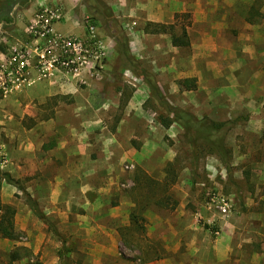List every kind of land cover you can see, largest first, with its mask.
<instances>
[{"label":"crops","instance_id":"crops-1","mask_svg":"<svg viewBox=\"0 0 264 264\" xmlns=\"http://www.w3.org/2000/svg\"><path fill=\"white\" fill-rule=\"evenodd\" d=\"M254 1L17 0L0 13V67L13 44L30 40L27 26L43 7L60 12L54 23L57 32L87 37L91 21L106 44L109 60L99 77H84L85 82H78L32 76L6 99L0 98L9 108L16 102H32L31 109L24 107L17 115L7 114L9 118L32 119L20 128L33 138V175L39 186L34 196L52 199V212L66 216V227L77 225L94 231L95 237L82 242L85 258L90 257L95 264L105 258L114 263L121 260L115 249L121 241L115 236V223L123 219L133 202L123 198L116 205L108 202L116 160L130 158L141 164L143 159H156L161 174L153 177L162 178L165 162L172 159L166 145L152 136L160 126L152 128V116L144 108L151 98L163 105L152 83L158 85L160 96L168 104L198 108L196 113L190 112L199 118L217 115L216 85L224 89L223 104L219 103L227 113L224 116L232 113L235 103L247 100L242 91L252 97L258 93L255 88L260 87L264 74V2L252 9ZM188 12L191 16L186 23L183 17ZM148 23L174 24L177 33L186 26L190 45H174L170 33L151 32ZM112 58L118 61H110ZM185 78L195 79L196 87L182 86L180 81ZM259 92L263 95V90ZM200 109L206 112L200 113ZM37 151L43 152L39 158ZM46 167H50L48 178ZM148 172L153 174L152 169ZM174 212L183 219L181 222H175L173 214L168 217L160 206L146 210V245L156 243L159 252L143 264H230L231 231L205 239L200 224L177 215L185 214L182 207ZM204 227L218 232L210 223ZM158 254L160 257L155 258Z\"/></svg>","mask_w":264,"mask_h":264},{"label":"rangeland","instance_id":"rangeland-1","mask_svg":"<svg viewBox=\"0 0 264 264\" xmlns=\"http://www.w3.org/2000/svg\"><path fill=\"white\" fill-rule=\"evenodd\" d=\"M263 2L264 0L254 1L252 9ZM184 14L183 18L187 23L191 14L190 12ZM107 59L109 60L108 52L104 63ZM114 60L116 59H110ZM95 78L97 77L89 80ZM260 79V87L255 88V92L258 93L252 97L247 96L246 91H242L247 100L235 103L232 113L226 116L223 106L219 107V103L225 97L221 94L224 89L221 85L214 86L218 110L213 119L228 122L225 131V145L231 150L228 164L223 163L216 153L208 149L201 151L188 146L186 130L179 123L174 122L170 127L163 126L159 117L168 116L170 112L168 113L165 106L154 98L144 103V108L152 116L150 121L153 124L152 128L160 126L158 130L155 129L152 136L155 141H160V145H166L172 159L165 162V175L162 178L153 177L161 174L156 159L150 161L143 159L141 164L130 158L116 160L112 198L108 202L116 205L123 198L133 204L127 208L123 219L115 223L117 228L115 236L121 240L115 249L117 248L120 253L121 260L114 263L112 259L105 258L100 264H143L139 244L136 248L126 245L122 241L121 231L130 225V213L135 206L134 198L145 200L144 196L149 189H152L150 196L159 194L164 201L163 204H158L150 197L152 202L148 208L160 206L165 209L167 216L171 217L172 214L176 216L174 211L177 207H182L185 214L177 215H185V221L193 220L200 224L202 238L214 239L225 231H231L233 250L230 264H264V74ZM261 90L263 95L259 92ZM7 94L2 95L1 100L6 99ZM93 105L97 106L98 102L94 101ZM24 107L31 109L32 102L23 104L16 102L14 108H9L5 101H0V181H2L0 199L2 203L11 205L16 212L15 238H6L0 234V264H95L90 257L85 258L81 253L82 242L87 237H95L94 231L79 229L77 225L66 227V216L52 212L54 209L52 199L34 196L39 186L33 175L34 152L31 146L33 138L31 133L24 134L20 128L22 123H32V119L16 116ZM174 107L180 109L181 106ZM182 108L194 113L198 109L191 105ZM198 111L206 112L205 109ZM10 112L16 114L14 118H9L7 113ZM22 145H28L29 148L24 149ZM157 153L160 154L162 151L158 150ZM41 155L43 152L37 151V157ZM130 163L135 167L127 168L126 165ZM147 168L152 169L153 174L148 172ZM49 170L50 167L44 168L47 178ZM5 171L10 172L18 183L7 182L2 176V172ZM147 176L156 183L146 181ZM166 178L171 183L168 189H165L162 182ZM39 184L46 187L45 183ZM219 197H225L230 203L226 214H222L215 207L213 199ZM31 200L38 203V208L45 213L47 220L36 213ZM69 220H73V215ZM175 220L181 222L183 219L176 216ZM147 223L146 218V225ZM208 223L217 226L218 232L206 230L204 225ZM138 240L141 245L146 246L142 236H139ZM154 244L156 243L147 245L149 251H155L152 249ZM68 246L73 248L69 251L72 252L70 254L66 250ZM14 255L17 258H14Z\"/></svg>","mask_w":264,"mask_h":264},{"label":"built area","instance_id":"built-area-1","mask_svg":"<svg viewBox=\"0 0 264 264\" xmlns=\"http://www.w3.org/2000/svg\"><path fill=\"white\" fill-rule=\"evenodd\" d=\"M60 17L56 9L43 7L27 26L30 40L9 48L0 67V97L30 82L33 72L39 80L63 77L85 82L84 77L100 76L107 47L98 37L96 25L88 22L87 37L72 36L54 29ZM126 167L135 165L130 163ZM213 200L222 214L229 211L230 203L225 197Z\"/></svg>","mask_w":264,"mask_h":264},{"label":"trees","instance_id":"trees-1","mask_svg":"<svg viewBox=\"0 0 264 264\" xmlns=\"http://www.w3.org/2000/svg\"><path fill=\"white\" fill-rule=\"evenodd\" d=\"M16 2L17 0H2L0 13L3 12L4 9L10 8ZM147 29L151 32H170L172 35V43L176 46L190 45V38L186 26H184L179 33L174 31V24L148 23ZM180 84L186 89H193L196 87L195 79L192 78L181 79ZM152 87L158 95L157 97L160 99V102L166 106V109L168 110L167 112H170V115L168 116L160 115L159 119L163 126L170 127L174 122L179 123L186 130V140H188V146L194 147L201 151L208 149L211 152L216 153L223 163L228 164L231 158V150L227 145H225V131L228 127V122L218 121L209 117L199 118L186 109L174 107L168 104V102L162 96H160L161 93L158 85L152 83ZM171 114H173V116ZM2 176L7 182L16 184L18 183V181L8 171L2 172ZM149 178L150 177L147 176L145 178L146 181L148 180L149 182L156 183L154 179ZM162 182L165 189H168V186L171 184L170 181L166 178ZM139 184L140 181H138V185ZM1 187L2 181H0V191ZM150 190L152 189H149L146 192L144 196L145 200L134 198L135 206L130 213V225L129 227L123 229L125 232L123 230L121 231L122 241L126 245L131 248H136L137 244H139V248H141L142 251L140 258L142 259L143 263L150 261V259L154 257L151 254L159 252L157 245L152 246V249L155 251L145 250V248L149 249V246L141 245L138 240L139 236H142L144 241H148L145 211L148 208L150 202H152L151 198L156 200L158 204H163L164 201L163 197L159 196V194H157V196L156 194H152L150 196V193L152 192ZM31 202L34 210H36V213L44 220H47L48 217L38 208V203L34 200H31ZM15 213V209L11 205L2 203L0 199V234L3 237L15 238ZM212 230L216 231L214 228ZM66 250L69 252L72 251L73 248L68 246ZM160 254H158L155 258H159ZM14 258L17 257L14 255Z\"/></svg>","mask_w":264,"mask_h":264}]
</instances>
